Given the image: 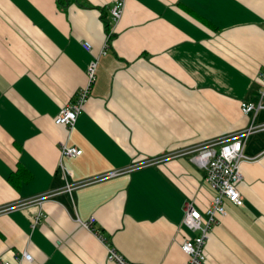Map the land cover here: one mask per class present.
I'll return each mask as SVG.
<instances>
[{
  "label": "crops",
  "instance_id": "crops-1",
  "mask_svg": "<svg viewBox=\"0 0 264 264\" xmlns=\"http://www.w3.org/2000/svg\"><path fill=\"white\" fill-rule=\"evenodd\" d=\"M97 56L74 127L55 125ZM262 70L264 0H0V264H183L185 208L205 220L213 197L190 152L249 127ZM263 150L251 135L207 264H264Z\"/></svg>",
  "mask_w": 264,
  "mask_h": 264
},
{
  "label": "built area",
  "instance_id": "built-area-1",
  "mask_svg": "<svg viewBox=\"0 0 264 264\" xmlns=\"http://www.w3.org/2000/svg\"><path fill=\"white\" fill-rule=\"evenodd\" d=\"M123 9L124 3L122 1L116 2L111 8L110 13L113 22H118L120 20ZM83 48L90 51L91 46L88 42H84ZM108 48L109 39L107 38L101 50V54H104ZM98 59L99 56L94 58L88 65L86 72L87 82L85 86L80 88L75 98L69 104L62 107L54 117L53 122L55 125L69 130L74 127L78 116L82 112L83 106L89 98L92 86L96 81ZM257 79L260 85L257 102L242 101L240 103L241 113L245 116L251 115L249 127L234 137L207 142L190 152L191 162L205 171V181L212 190L213 197L210 207L206 211L207 219L205 220L202 218L201 213L192 205H187L185 208L182 224L193 236L180 244V250L186 256V261L183 264H207L205 245L208 235L212 226L216 223L217 218L226 214V203L228 202L236 206L243 205V200L237 190V185L242 180L240 167L243 161L251 159L245 156L244 148L251 135L264 131V123H255L257 113L264 110V70L258 73ZM81 153L82 150L74 146H66L63 144L61 146L62 158H76L80 156ZM261 155L264 156V150ZM115 174L116 173H110L109 175L95 178L85 183L89 184ZM75 187L76 186L67 185L65 191L70 192ZM50 196H52V194L39 197L37 200H43ZM40 216H42V214H40ZM93 221L94 220L91 218L88 222H82V225L88 229ZM19 259L30 262L31 256L24 252ZM108 260L116 264H135L126 261L112 248L108 249ZM1 264L13 263L3 262Z\"/></svg>",
  "mask_w": 264,
  "mask_h": 264
}]
</instances>
